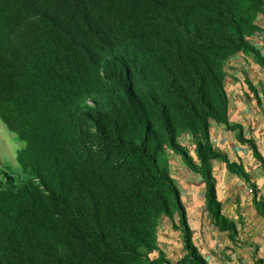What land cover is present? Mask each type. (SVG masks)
Here are the masks:
<instances>
[{
    "label": "trees",
    "instance_id": "trees-1",
    "mask_svg": "<svg viewBox=\"0 0 264 264\" xmlns=\"http://www.w3.org/2000/svg\"><path fill=\"white\" fill-rule=\"evenodd\" d=\"M259 14L264 0H0V121L25 175L0 168V264H171L148 258L162 218L181 234L173 264H208L166 158L200 176L206 212L232 230L208 126L235 128L225 61L264 65L248 41Z\"/></svg>",
    "mask_w": 264,
    "mask_h": 264
},
{
    "label": "crops",
    "instance_id": "crops-1",
    "mask_svg": "<svg viewBox=\"0 0 264 264\" xmlns=\"http://www.w3.org/2000/svg\"><path fill=\"white\" fill-rule=\"evenodd\" d=\"M257 24L260 31L248 40L264 56V16ZM223 72L226 118L235 128L210 121L208 138L225 158L210 161L211 175L220 212L233 229L214 225L204 207L202 179L182 162L181 167L174 154L171 176L180 189L191 240L208 264H264V217L258 207L264 205V65L256 54L237 52L225 61ZM180 139L194 158L189 135ZM156 241L157 251L149 259L161 252L173 264L184 252L179 232L166 218L158 224Z\"/></svg>",
    "mask_w": 264,
    "mask_h": 264
},
{
    "label": "rangeland",
    "instance_id": "rangeland-1",
    "mask_svg": "<svg viewBox=\"0 0 264 264\" xmlns=\"http://www.w3.org/2000/svg\"><path fill=\"white\" fill-rule=\"evenodd\" d=\"M23 143L16 138V136L10 132L5 125L0 121V168L3 164H6L8 169L15 175L19 180L24 178V174L19 171L18 165L15 162V151L20 148ZM173 154L167 155V162L169 163V171L173 176V168L175 164L172 163ZM173 162V161H172ZM181 161L179 165L182 167ZM176 169V168H175ZM174 177V176H173Z\"/></svg>",
    "mask_w": 264,
    "mask_h": 264
},
{
    "label": "clouds",
    "instance_id": "clouds-1",
    "mask_svg": "<svg viewBox=\"0 0 264 264\" xmlns=\"http://www.w3.org/2000/svg\"><path fill=\"white\" fill-rule=\"evenodd\" d=\"M259 16H264V15H262V14H259L258 16H257V18L259 17ZM256 24H257V19H256ZM257 26L259 27V25L257 24ZM260 28V27H259ZM259 32V31H258ZM257 32H255L253 35H255ZM253 35H250L249 37H251V36H253ZM248 37V38H249ZM249 41V40H248ZM250 42V41H249ZM188 148V147H187ZM187 219V218H186ZM187 224H188V222H187ZM178 231V230H177ZM179 232V231H178ZM191 233V232H190ZM179 234H180V232H179ZM191 236V235H190ZM180 239H181V234H180ZM157 242V241H156Z\"/></svg>",
    "mask_w": 264,
    "mask_h": 264
}]
</instances>
